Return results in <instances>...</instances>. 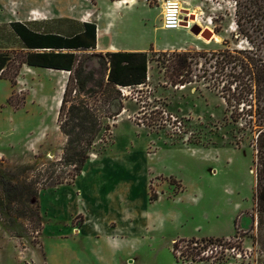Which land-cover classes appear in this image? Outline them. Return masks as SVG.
<instances>
[{"label":"rangeland","instance_id":"obj_1","mask_svg":"<svg viewBox=\"0 0 264 264\" xmlns=\"http://www.w3.org/2000/svg\"><path fill=\"white\" fill-rule=\"evenodd\" d=\"M117 1L107 0V4L117 7ZM127 2L131 7L120 10L121 16L112 15V35L122 42L131 37L148 43L147 84L122 88L125 93L122 92L121 103L117 102L111 113L106 108L99 111L113 117L123 107L119 116L106 119L112 126L111 134L97 141L90 159L103 155L97 164L115 168V190L123 191L124 181H132L131 202L124 198L114 200L105 210L90 207V213L102 220V230L79 231L85 217L77 215L72 220L71 217L83 205L76 198L67 200L65 190L55 194L50 188L42 189L58 178L64 184L72 183L75 175L74 168L60 164L67 138L60 131L58 120L47 119V124L40 125V116L35 114L40 110L36 107L29 109V114L17 113L24 108L29 94L36 96L37 88L40 91L46 88V102L52 92L59 93L62 86L65 90L71 74L48 71L38 75L26 71L24 79L20 82L17 79L16 85H12L20 88L16 87L7 100L4 97L7 84L0 79V180H9L20 187L38 182L33 188L39 190L40 203L39 210L35 200L26 206L9 200L0 182V264H264V225L261 233L258 229L261 214L257 212V194L259 187H264L262 158L255 147L259 128L257 107L252 110L253 116H249L250 106L235 102L240 95L236 83L229 85L228 80L211 74L213 69L202 58H194L188 77L173 76L171 67L173 53L216 52L228 48L224 41L231 48L249 47L235 35L234 1L181 0L184 10H191L183 11L186 20L210 28L221 39L219 43L205 39L208 43L201 42L184 30L163 31L164 0ZM101 11L108 14L107 6L103 4L96 13L97 23L104 17ZM191 14L195 20L189 17ZM216 28L221 29L220 34L215 32ZM75 31L76 27L66 30ZM2 52L10 54L16 62L22 54L18 40L5 26L0 27ZM164 53L169 57H161ZM100 55L78 53L87 72L93 70L97 77H104L106 69L100 65ZM16 62L5 74L14 73ZM183 77L192 82L181 85ZM74 96L75 93L71 100ZM82 98L94 104V99ZM165 144L172 147L169 159L149 157L150 152ZM183 148L199 149L200 153L189 154ZM86 167L88 176L75 179L78 188L74 192L81 188L84 194H90L92 188L104 182L92 175L91 168L97 166ZM122 168H138L137 175L129 176ZM142 168H172L176 172L173 174L176 177L160 178L161 182L166 181L164 190L171 200L166 197L149 204L148 194L149 199L153 194L157 197L155 202L163 189L154 180L149 188L148 174ZM171 179L177 183H171ZM200 182L215 184L211 197L203 199L206 190L197 191ZM220 188L227 195L224 199ZM181 193L178 203L172 201ZM84 198L85 203H90L89 198ZM22 211H26L25 216ZM161 214L168 219L166 223L161 221ZM204 238L220 241L212 245L190 242ZM180 239L186 240L181 244L184 255L176 257L174 244ZM197 252L200 254L195 255Z\"/></svg>","mask_w":264,"mask_h":264},{"label":"trees","instance_id":"obj_2","mask_svg":"<svg viewBox=\"0 0 264 264\" xmlns=\"http://www.w3.org/2000/svg\"><path fill=\"white\" fill-rule=\"evenodd\" d=\"M90 1L95 3L96 0ZM233 1L232 16L235 35L246 42L249 47L231 48L229 43L224 41V45L228 48L216 52L173 53L170 55L174 58L171 62L172 75L178 78L191 75L194 58L198 57L204 59L205 65L209 69H213L211 74L228 80L229 85L236 83V89L240 90V95L235 102L238 105L242 102L247 103L250 106L248 115L251 117L253 116L252 110L255 106L257 107L256 123H259L257 125L259 128L256 130L255 147L261 154L260 167L264 168V0ZM5 27L18 40L22 54L16 62L10 54L0 53V79L8 80L15 86L23 65L66 71L71 74L64 90L58 122L60 131L67 138L60 164L66 168H74L75 175L72 180L74 181L81 175L90 160L97 141L111 134L112 126L106 119L119 116L123 112V107L121 105L122 109L113 117L101 115L99 111L106 108L110 112L117 102L121 103L124 97L122 88L132 89L147 84L148 54L143 52L102 54L100 55V65L106 69V75L97 77L95 71L87 72L85 70L83 62L78 57L79 52L96 48V24L85 23L81 27L75 25L76 31L68 36L50 34L45 30L40 33L27 24L16 22ZM215 32L220 34L221 29L216 28ZM64 50H68V52H64ZM161 57L169 56L164 53L161 54ZM15 62L17 68L14 73L10 76L5 74ZM195 65H198V61ZM190 82L192 81H187L183 77L179 83L185 85ZM73 93H75L74 100H71ZM83 96L94 99V104L91 105L88 100L85 101ZM227 103L230 104L231 101L228 99ZM99 104H102V107H99ZM0 182L9 200L19 201L21 204L24 203V206L35 200L40 210V203L37 200L39 190L33 188L38 182L31 181L23 187L9 180L2 179ZM171 183L177 182L175 179H171ZM46 184H48V180ZM62 184L64 181L58 178L42 189L55 188ZM24 199L25 202H23ZM155 199L157 197L153 194L150 200L154 201ZM257 203V212L261 214L258 218V229L262 233L264 187H259ZM21 215L25 216L26 211H22ZM185 241V239H180L175 242L173 253L176 257L184 255L181 251V244ZM219 241V239L213 238H204L200 241L190 240L194 244L206 245H212ZM199 254L200 252H197L195 255Z\"/></svg>","mask_w":264,"mask_h":264},{"label":"crops","instance_id":"obj_3","mask_svg":"<svg viewBox=\"0 0 264 264\" xmlns=\"http://www.w3.org/2000/svg\"><path fill=\"white\" fill-rule=\"evenodd\" d=\"M121 0L117 1L118 3ZM97 3H93L90 0H0V27L1 26H7L11 23H22L27 24L29 27L34 28L36 31L43 33L45 28H53V27H61L62 29H74L75 25L81 27L85 23H92L96 24L97 26V43L95 49H89L86 51V53H100V54H106V53H114V52H143L148 53V43L145 41H139L138 38H127L126 41L122 42L121 40H118L117 37L112 35L113 32V26L111 20L114 19L117 16H121L122 14L119 12L120 10L124 9V7H131V5L128 6V4H124L122 6H119V4L116 2V6L108 5L107 0H97ZM106 5L108 9V14L105 11H101L104 14V17L101 19L100 22H95V15L99 11V9L102 7V5ZM106 15V16H105ZM109 17V18H107ZM111 17V18H110ZM113 17V18H112ZM64 31H46L50 34H60L63 36H68L71 33ZM163 31L170 33V32H180L181 29L174 30V31H168L163 28ZM20 45V44H19ZM64 52H68V50H64ZM26 71H33L34 73H37L38 75L40 73H47L48 71H55L52 69H45V68H38V67H29L27 65H23V67L20 70V74L18 77V81L24 79V74ZM45 71V72H41ZM58 72H66V71H58ZM4 81L7 84L6 93L4 95L5 99H9L10 95L13 94L16 87L20 88V86L13 87L11 82L8 80H1ZM42 90V89H41ZM44 91H40V88H37V94L36 96H32L33 94H29L28 98L25 101L24 108L19 110L17 113H21L26 111L27 114L30 113L29 109H32L34 107L38 108L40 111L36 112L35 114L37 116H40L39 118V124L44 125L47 124V119H54V121L58 120L60 106L62 103V98L64 94V86L60 88L59 93L52 92L48 95V102H46V88H43ZM5 100V101H6ZM2 103V102H1ZM166 145V144H165ZM172 147L164 146L159 147L153 152L149 153V157L151 159L153 158H161V160H167L170 157V151ZM186 153L192 154V153H200L199 149H192V148H183ZM103 158V155L98 156L96 160L90 159L86 166L89 165H95L97 167L91 168L92 175L94 177L104 179V182H99L98 187L92 188V192L90 194H84L83 189L79 188L77 192H74L76 188L75 183L76 180H74L72 183L63 184L60 186H57L55 188H50L53 190L55 194L60 193L61 191L65 190L67 194V200H70L73 198L77 202H80L83 205V208H80L77 210V213L74 214L71 217V220L77 216V215H83L85 217V222H83V226L81 227V230L83 233L87 228L92 229L94 232L100 233L102 230L101 222L99 218L95 217L90 212V207L98 208L100 210H105L110 203H112L114 200L118 201L121 199L126 198L128 202H131V197L133 195V183L131 180H125L124 182V188L123 191H120V188L117 190L114 189V170L115 168H102L100 164H97L101 159ZM84 167L80 178L87 177L88 171L87 167ZM123 172L129 173V176L131 173H134L137 175L138 168H122ZM215 169V168H214ZM142 172L148 174V181H149V188L151 185V182L157 181L159 183L158 187L163 189V191H160L159 197L157 201H151L149 199L148 194V202L149 204L153 205L157 202L163 201L164 198L169 197V193L164 190V186L166 185L165 182H161L160 178L168 179L169 177L174 176L173 174L176 173L173 171L172 168H142ZM192 172L194 176L195 169L192 168ZM211 172L213 174L214 170L211 169ZM78 177V178H79ZM176 177V176H174ZM97 180V181H99ZM73 190H69L72 189ZM227 186V185H226ZM201 189H205V196L203 199H207L211 195V192L216 189L215 184L211 183H201L200 185H197V191H200ZM222 195L223 199L226 198L225 191H223L222 188ZM49 190V189H48ZM47 190V191H48ZM82 190V192H81ZM45 191V193L47 192ZM63 192V193H64ZM82 193V196L80 197V194ZM120 192V194H116ZM198 192H196L197 194ZM183 193L181 195H177L176 197L172 198V201L179 202L182 198ZM198 195V194H197ZM90 199V203H85V198ZM211 197V196H210ZM42 198V197H41ZM196 200H199L198 197L194 196ZM203 199H200L202 201ZM171 200V199H170ZM42 203V200H41ZM43 205V204H42ZM44 207V206H43ZM212 214H210V217ZM161 221L167 222L168 219L166 216L164 217L161 214ZM212 220L209 221L211 223ZM199 228V227H198Z\"/></svg>","mask_w":264,"mask_h":264},{"label":"built area","instance_id":"obj_4","mask_svg":"<svg viewBox=\"0 0 264 264\" xmlns=\"http://www.w3.org/2000/svg\"><path fill=\"white\" fill-rule=\"evenodd\" d=\"M164 15H163V28L168 31H174L181 28L184 24L181 17L183 10H181V0H164ZM141 87V86H140ZM125 93V90H122ZM176 121V118H173ZM180 128L181 123L178 122Z\"/></svg>","mask_w":264,"mask_h":264},{"label":"water","instance_id":"obj_5","mask_svg":"<svg viewBox=\"0 0 264 264\" xmlns=\"http://www.w3.org/2000/svg\"><path fill=\"white\" fill-rule=\"evenodd\" d=\"M183 11L186 13L189 12L188 10H183ZM189 17L192 20L196 19L194 14H191ZM186 19H188V18H186ZM184 24H187V23L184 22ZM191 33L194 34L195 36L201 35L207 41H212L213 36L215 35V33L210 28H203L202 26H200L198 24H194V26L191 28Z\"/></svg>","mask_w":264,"mask_h":264},{"label":"bare ground","instance_id":"obj_6","mask_svg":"<svg viewBox=\"0 0 264 264\" xmlns=\"http://www.w3.org/2000/svg\"><path fill=\"white\" fill-rule=\"evenodd\" d=\"M133 1V0H132ZM118 3V2H117ZM126 3H128L127 2V0H125V1H121V2H119L118 4H119V6H122V5H124V4H126ZM163 9H164V4H163V7H162ZM181 10H184V7L182 6V4H181ZM189 10V9H188ZM189 11H191V10H189ZM163 12H164V10H163ZM192 13V12H191ZM163 15H164V13H163ZM186 18H188L187 16H185L183 13H182V17H181V20H182V22H186L187 24H188V27H183V25L181 26V30H184V31H186V32H189V33H191V28L194 26V23L195 22H191L190 21V19L188 20V21H186ZM186 24V25H187ZM202 37V36H201ZM200 37V35L199 36H197L196 38L198 39V40H200L201 42H204V43H208V42H211V41H208V42H206L205 40H204V38L202 37L201 38ZM215 41V42H217V43H219L220 41H221V39L218 37V36H216V35H214L213 36V39H212V41ZM61 73H66V72H61Z\"/></svg>","mask_w":264,"mask_h":264}]
</instances>
